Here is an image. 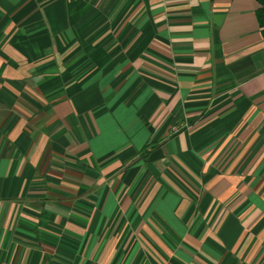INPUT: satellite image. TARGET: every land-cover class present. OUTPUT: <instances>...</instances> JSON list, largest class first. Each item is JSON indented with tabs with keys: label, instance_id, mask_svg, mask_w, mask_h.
<instances>
[{
	"label": "crops",
	"instance_id": "1",
	"mask_svg": "<svg viewBox=\"0 0 264 264\" xmlns=\"http://www.w3.org/2000/svg\"><path fill=\"white\" fill-rule=\"evenodd\" d=\"M257 0H0V264H264Z\"/></svg>",
	"mask_w": 264,
	"mask_h": 264
},
{
	"label": "trees",
	"instance_id": "2",
	"mask_svg": "<svg viewBox=\"0 0 264 264\" xmlns=\"http://www.w3.org/2000/svg\"><path fill=\"white\" fill-rule=\"evenodd\" d=\"M259 6L256 9V15L258 18V22L262 27V32L264 33V0H257Z\"/></svg>",
	"mask_w": 264,
	"mask_h": 264
}]
</instances>
